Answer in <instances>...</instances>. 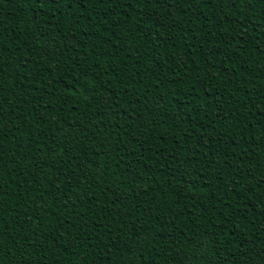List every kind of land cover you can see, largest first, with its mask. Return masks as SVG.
Segmentation results:
<instances>
[{"label": "trees", "instance_id": "trees-1", "mask_svg": "<svg viewBox=\"0 0 264 264\" xmlns=\"http://www.w3.org/2000/svg\"><path fill=\"white\" fill-rule=\"evenodd\" d=\"M0 264H264V0H0Z\"/></svg>", "mask_w": 264, "mask_h": 264}, {"label": "snow or ice", "instance_id": "snow-or-ice-1", "mask_svg": "<svg viewBox=\"0 0 264 264\" xmlns=\"http://www.w3.org/2000/svg\"><path fill=\"white\" fill-rule=\"evenodd\" d=\"M102 2V0H101ZM157 3H164L165 5L171 7L172 5L177 3V0H156Z\"/></svg>", "mask_w": 264, "mask_h": 264}]
</instances>
